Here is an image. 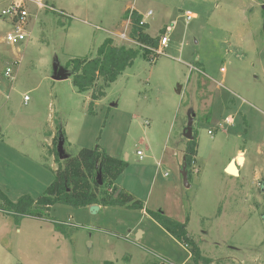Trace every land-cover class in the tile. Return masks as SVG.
Here are the masks:
<instances>
[{
	"label": "rangeland",
	"instance_id": "obj_1",
	"mask_svg": "<svg viewBox=\"0 0 264 264\" xmlns=\"http://www.w3.org/2000/svg\"><path fill=\"white\" fill-rule=\"evenodd\" d=\"M22 1L25 41L9 45L14 30L0 17V190L12 202L42 195L58 168L50 136L62 133L68 157L98 147L125 161L114 187L143 210L55 205L44 221L18 222L0 210V264H192L150 212L187 221L211 264H264V0ZM134 10L151 37L170 28L169 43L160 54L139 51L89 111L91 92H77L71 77L52 80L53 67L94 58L106 38L138 49L121 38ZM6 68L13 82L1 76ZM191 114L197 154L186 187ZM232 159L238 177L225 172Z\"/></svg>",
	"mask_w": 264,
	"mask_h": 264
},
{
	"label": "trees",
	"instance_id": "obj_2",
	"mask_svg": "<svg viewBox=\"0 0 264 264\" xmlns=\"http://www.w3.org/2000/svg\"><path fill=\"white\" fill-rule=\"evenodd\" d=\"M124 19L130 21L128 37L139 44L138 49L125 45L115 46L111 38H106L98 47L94 58L74 59L64 68L71 70L68 71L71 74L72 85L77 92H91L89 111L94 102L104 97L105 89L115 82L123 71L133 65L139 51L148 54L147 48H158L159 37H150L146 33L147 25H140L143 19L140 14L128 11ZM166 29L167 27L161 29L160 33L166 34ZM99 81L101 84L97 86ZM59 137L64 140L63 134L58 133L52 141L53 150L48 149L58 165L53 172V182L36 199L23 195L16 202H12L0 190V210L3 213L12 216L18 222L23 218L44 221L55 205L74 208L127 207L143 210L140 201L114 187L116 180L127 167L125 161L107 155L98 147L93 150L81 149L75 157L60 161L56 150ZM196 154L197 144L192 139L187 143L184 151L183 166L186 170L194 161ZM98 174L101 176V185L97 180ZM117 192V197H115ZM148 215L178 243L188 248L192 264H211L212 261L202 255L198 244L189 234L187 221L180 223L165 216L162 212H150ZM56 229L60 231L58 227ZM105 264L111 263L106 262Z\"/></svg>",
	"mask_w": 264,
	"mask_h": 264
},
{
	"label": "built area",
	"instance_id": "obj_3",
	"mask_svg": "<svg viewBox=\"0 0 264 264\" xmlns=\"http://www.w3.org/2000/svg\"><path fill=\"white\" fill-rule=\"evenodd\" d=\"M38 9L39 10L46 9L50 12H56L54 10V8L47 6L44 2L38 3ZM57 13H59L60 15H62L64 17L71 18L67 14L62 13L60 11ZM151 14H152L151 12H148L147 17L151 16ZM0 17L3 19H6L14 30L12 33H8L5 37V41L9 45L14 46V45H17V44H19V43H21L27 39L28 35H27V31H26V26H27L28 21H29L31 16H30L29 12L27 11L26 7L23 5L22 0H20L18 2L17 1L13 2L12 4L8 5V7L0 8ZM193 18L194 17L192 14H189V13L186 14V20L187 21H189ZM144 24H146V22L143 18L142 21L140 22V25H144ZM169 31H170V28H167L166 34L159 38L158 48H156V49L147 48V50L152 52L154 55L162 53L161 49H165L169 43V40L167 37V32H169ZM121 38H122V40L125 39V42H130V43L137 45V43L135 41L131 40L129 37L125 38V36H121ZM1 76H3L9 82L14 81V74L10 68H6L4 70V72L1 73ZM27 101H28V98L24 97V103L25 104ZM209 134H211V132H209ZM137 155L139 156V159H142V154L140 152H137Z\"/></svg>",
	"mask_w": 264,
	"mask_h": 264
},
{
	"label": "water",
	"instance_id": "obj_4",
	"mask_svg": "<svg viewBox=\"0 0 264 264\" xmlns=\"http://www.w3.org/2000/svg\"><path fill=\"white\" fill-rule=\"evenodd\" d=\"M262 9L264 11V6L262 7ZM70 77H71V74H70V72L68 70L64 69L59 64H55L54 65L53 72H52V80H54V81H64V80H67ZM180 90H181V88L178 87L176 93L180 94ZM193 117H194V114H191V115L188 116L187 125H186V128L183 131V136L188 141H191L193 139V136H192ZM63 145H64V140H62L59 137L56 150H57L58 158H59L60 161H64V160H66L68 158V156L63 151ZM234 163H235V159H232L230 161L229 165L227 166V168L225 169V172H226V174H228L230 176L238 177L239 176V170L235 167ZM233 170H236V173ZM181 175H182V178H183L184 185L186 187H188V184H187V173H186V167L185 166H183L181 168ZM97 180H98V183L101 185V176H100V174L97 175ZM117 194H118V192L115 194V197H117ZM98 210H99L98 206L90 207V212H92L93 214L95 212H97Z\"/></svg>",
	"mask_w": 264,
	"mask_h": 264
},
{
	"label": "crops",
	"instance_id": "obj_5",
	"mask_svg": "<svg viewBox=\"0 0 264 264\" xmlns=\"http://www.w3.org/2000/svg\"><path fill=\"white\" fill-rule=\"evenodd\" d=\"M16 1L18 2V1H20V0H11V1L8 2L7 4L10 5V4H12L13 2H16ZM53 8H55L54 5H53ZM134 11H135V10H134ZM60 12L65 13V14H67L68 16H71L69 13H67V12L64 11L63 9H60ZM135 12H136V11H135ZM142 17H143V16H142ZM167 28H168V27H167ZM149 36H150V35H149ZM150 37H151V36H150ZM222 70H223V69H222ZM53 137H54V134H52V135L50 136L51 140L53 139ZM49 145H50V144H48V146H49ZM239 155H242V154H239ZM239 155H238V156H239ZM237 158H238V157H237ZM237 158H236V159H237ZM236 159H235V160H236ZM54 160H55V159H54ZM237 167H238V166H237ZM24 171H26V168H24L23 171H21L20 169H16L15 172H16L17 174H19V175H20V173H21V174H23V176H24V174H26V173H24ZM26 172H28V171H26ZM189 259H190V255H189Z\"/></svg>",
	"mask_w": 264,
	"mask_h": 264
},
{
	"label": "bare ground",
	"instance_id": "obj_6",
	"mask_svg": "<svg viewBox=\"0 0 264 264\" xmlns=\"http://www.w3.org/2000/svg\"><path fill=\"white\" fill-rule=\"evenodd\" d=\"M234 169V168H233ZM235 173H236V171L235 170H233Z\"/></svg>",
	"mask_w": 264,
	"mask_h": 264
}]
</instances>
